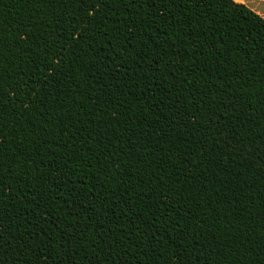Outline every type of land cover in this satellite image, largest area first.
<instances>
[{
	"label": "trees",
	"instance_id": "1",
	"mask_svg": "<svg viewBox=\"0 0 264 264\" xmlns=\"http://www.w3.org/2000/svg\"><path fill=\"white\" fill-rule=\"evenodd\" d=\"M0 264H264V17L0 0Z\"/></svg>",
	"mask_w": 264,
	"mask_h": 264
},
{
	"label": "crops",
	"instance_id": "2",
	"mask_svg": "<svg viewBox=\"0 0 264 264\" xmlns=\"http://www.w3.org/2000/svg\"><path fill=\"white\" fill-rule=\"evenodd\" d=\"M239 3H244L254 12L264 17V0H235Z\"/></svg>",
	"mask_w": 264,
	"mask_h": 264
},
{
	"label": "snow or ice",
	"instance_id": "3",
	"mask_svg": "<svg viewBox=\"0 0 264 264\" xmlns=\"http://www.w3.org/2000/svg\"><path fill=\"white\" fill-rule=\"evenodd\" d=\"M93 11H95V9H93Z\"/></svg>",
	"mask_w": 264,
	"mask_h": 264
}]
</instances>
